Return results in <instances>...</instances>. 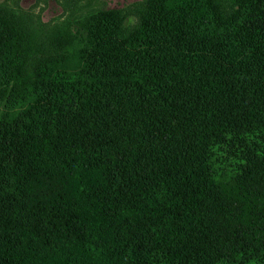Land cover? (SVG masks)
Here are the masks:
<instances>
[{
  "label": "trees",
  "instance_id": "obj_1",
  "mask_svg": "<svg viewBox=\"0 0 264 264\" xmlns=\"http://www.w3.org/2000/svg\"><path fill=\"white\" fill-rule=\"evenodd\" d=\"M0 264H264V0L0 3Z\"/></svg>",
  "mask_w": 264,
  "mask_h": 264
},
{
  "label": "rangeland",
  "instance_id": "obj_2",
  "mask_svg": "<svg viewBox=\"0 0 264 264\" xmlns=\"http://www.w3.org/2000/svg\"><path fill=\"white\" fill-rule=\"evenodd\" d=\"M138 0H0V3L31 12L36 20L53 25L69 15L84 16L94 9L123 8Z\"/></svg>",
  "mask_w": 264,
  "mask_h": 264
}]
</instances>
